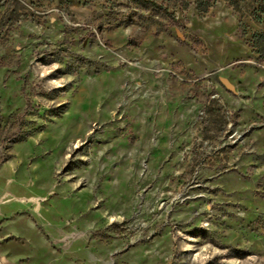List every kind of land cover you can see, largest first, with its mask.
Returning a JSON list of instances; mask_svg holds the SVG:
<instances>
[{
	"label": "rangeland",
	"instance_id": "rangeland-1",
	"mask_svg": "<svg viewBox=\"0 0 264 264\" xmlns=\"http://www.w3.org/2000/svg\"><path fill=\"white\" fill-rule=\"evenodd\" d=\"M263 29L264 0H0V264H264Z\"/></svg>",
	"mask_w": 264,
	"mask_h": 264
},
{
	"label": "trees",
	"instance_id": "trees-1",
	"mask_svg": "<svg viewBox=\"0 0 264 264\" xmlns=\"http://www.w3.org/2000/svg\"><path fill=\"white\" fill-rule=\"evenodd\" d=\"M252 38L254 40V46H257L258 48L264 47V29L258 33H254Z\"/></svg>",
	"mask_w": 264,
	"mask_h": 264
},
{
	"label": "water",
	"instance_id": "water-1",
	"mask_svg": "<svg viewBox=\"0 0 264 264\" xmlns=\"http://www.w3.org/2000/svg\"><path fill=\"white\" fill-rule=\"evenodd\" d=\"M222 82L224 83L225 87L228 89V90H232V85L227 81V79H225L224 77L221 78Z\"/></svg>",
	"mask_w": 264,
	"mask_h": 264
}]
</instances>
